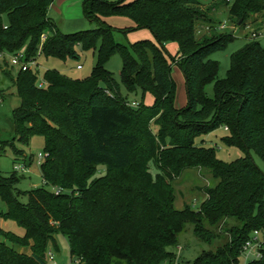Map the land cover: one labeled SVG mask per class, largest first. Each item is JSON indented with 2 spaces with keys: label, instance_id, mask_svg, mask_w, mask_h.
Returning <instances> with one entry per match:
<instances>
[{
  "label": "trees",
  "instance_id": "1",
  "mask_svg": "<svg viewBox=\"0 0 264 264\" xmlns=\"http://www.w3.org/2000/svg\"><path fill=\"white\" fill-rule=\"evenodd\" d=\"M53 1L0 0V52L15 54L25 47L26 60L41 54L65 59L77 57L81 47L95 53L96 63L82 79L57 69L39 77L36 68L19 70L13 79L19 99L12 110L14 140L28 144L35 135L43 137L47 156L39 167L47 188L20 191L17 171L0 172V202L6 207L0 218L24 230L18 235L0 227V264H47L57 234L82 264H174L172 248L187 223L197 238L211 242L216 237L211 227L221 220L236 221L225 230L228 242L203 251L191 264H239L252 231L264 229V173L250 155L254 151L264 161V43L250 40L233 52L225 77L219 78V62L210 55L235 37L224 32L199 41L196 27L216 1L241 23L249 18L263 23L264 0H210L209 5L202 0H84L83 14L96 26L67 34L48 17ZM111 15L130 18L134 26L128 30L148 29L154 40L139 39L129 47L117 43L105 20ZM43 33L47 38L40 47ZM114 55L122 60L120 83L142 98L149 93V106L143 99L132 106L121 94L106 67ZM175 67L187 94L181 108L175 105ZM40 79L45 86H38ZM209 84L212 97L206 92ZM221 126L229 132L225 143L242 148L244 156L224 162L212 147L195 142ZM5 143L22 154L13 142ZM194 167L210 170L218 182L204 188L199 209L186 204L178 210L173 181Z\"/></svg>",
  "mask_w": 264,
  "mask_h": 264
},
{
  "label": "rangeland",
  "instance_id": "2",
  "mask_svg": "<svg viewBox=\"0 0 264 264\" xmlns=\"http://www.w3.org/2000/svg\"><path fill=\"white\" fill-rule=\"evenodd\" d=\"M133 1V0H127ZM206 5L211 4L210 0H202ZM229 7L224 3L214 2L212 10L208 11L207 19L199 20L196 27V39L204 41L219 36L220 33L230 32L234 35L235 39L223 50H217L210 55V59L219 62V78H223L230 66V56L233 52L240 49L246 42L252 40L251 30L258 28L262 24V20L256 22L249 18L241 23V19L229 16ZM53 18V12L50 15ZM58 17L52 19L58 22ZM106 22L114 28L113 37L117 43L128 46L139 39L154 40L153 34L145 28L137 30H128L134 26L132 20L122 15H111L105 18ZM224 23L226 28L223 30L215 29L214 26ZM74 24L73 20H67L61 23L60 32L67 34L73 29L76 31L88 30L95 28V23L90 22L88 19L83 18L82 25L76 29L71 28ZM207 26L213 27L207 29ZM128 30V31H126ZM126 31V32H125ZM49 32V31H48ZM75 32V31H72ZM70 32V33H72ZM264 43V40H260ZM171 51L175 50L173 47H168ZM78 56L70 58H57L46 57L44 54L36 58L37 66L36 71L39 77L42 76L47 69H57L60 73L70 78H85L91 74L92 68L96 63V56L92 50H83L81 47L76 48ZM177 50V48H176ZM25 47H22L18 53L24 54ZM175 63H173L174 66ZM80 65L81 68H77ZM107 69L112 73L114 79L120 84L121 94L127 98L129 104L133 101H142L145 105L152 103V96L146 93L142 98L140 91L129 93L125 87L120 83V71L122 68V60L119 55L111 57L107 63ZM17 69L9 66L7 59L0 58V146L1 143L13 142L15 149L22 151L16 153L14 149L5 143V152L0 156V172L4 175H9L13 171L14 166L24 167V170L17 171L20 176L16 188L20 191H28L35 187L45 186L40 173L39 164L41 159L38 155L44 154V139L39 135L33 136L28 144H24L18 140H14L15 131L12 122V110L19 104V99L16 95L13 86V79L16 77ZM171 75L176 83L175 91V105L177 108L183 107L187 102V94L184 83V77L178 68H171ZM206 92L209 97L213 96V85L209 84L206 87ZM229 135V132L224 126H221L209 133L203 134L195 139L198 145L212 147L215 150V155L218 159L224 162H232L245 155L242 148L227 145L224 138ZM253 162L264 173V161L254 152L250 151ZM102 168V167H101ZM151 171L155 174L157 171L151 164ZM218 180L213 177L210 170L201 168L186 169L179 177L173 181L174 189V207L178 210L183 209L184 205H190L194 210L200 208L204 198V188L213 187L217 184ZM46 187V186H45ZM47 188V187H46ZM21 201L26 203L27 196L22 195ZM5 205L0 202V210H5ZM235 220L228 221L221 220L218 224L211 227L215 238L211 242L203 241L194 234L193 225L187 223L184 230L179 234L178 245L173 247L177 259L175 258L174 264H191L193 260L199 256L203 251H215L218 247L224 246L228 242V234L225 231ZM0 227L5 230L11 231L18 235H23L24 230L17 226L12 220H4L0 218ZM56 247H50L54 254L53 261L57 264H67L73 261L70 256L69 244L62 234L55 236ZM27 249H23L26 251ZM53 261H48L47 264H54ZM167 264V263H165Z\"/></svg>",
  "mask_w": 264,
  "mask_h": 264
},
{
  "label": "built area",
  "instance_id": "3",
  "mask_svg": "<svg viewBox=\"0 0 264 264\" xmlns=\"http://www.w3.org/2000/svg\"><path fill=\"white\" fill-rule=\"evenodd\" d=\"M215 29L223 30L226 28L224 23H219L218 25L214 26ZM213 27L207 26V29H212ZM252 40H264V22L261 24L260 27L251 30L250 32ZM47 36L45 33L41 35L40 39V47L42 46L43 42L46 40ZM39 47V48H40ZM40 50V49H39ZM0 58L7 59L9 66L12 68H16L18 71L28 70L35 68L37 66L36 59H25V55L21 53L15 54H8L5 52H0ZM81 66H78L80 68ZM46 85V82L40 79L38 86L43 87ZM132 106H137L138 102L133 101L131 103ZM47 156V153L39 154L38 158L42 159L43 157ZM14 169L24 170L25 168L22 166H14ZM53 191L57 194L61 192L60 188H53ZM54 254L52 250H48L45 256L46 261H53ZM264 259V229H254L251 233V236L242 246V251L239 257V264H255ZM73 260V259H72ZM54 264H57L53 261ZM67 264H82L81 259H74Z\"/></svg>",
  "mask_w": 264,
  "mask_h": 264
},
{
  "label": "crops",
  "instance_id": "4",
  "mask_svg": "<svg viewBox=\"0 0 264 264\" xmlns=\"http://www.w3.org/2000/svg\"><path fill=\"white\" fill-rule=\"evenodd\" d=\"M105 1L114 2L119 0H105ZM83 2L84 0H54L48 9V17L50 18V21L52 22L53 26L60 31L61 23L66 22L67 20H73L74 24H71L72 25L71 28L76 29L78 26L82 25V20L83 18H85L83 14ZM52 12H53L52 19L58 17L57 18L59 19L58 22H55L51 19L50 15L52 14ZM72 31L76 32V30L74 29ZM169 46L173 47V49L176 51L175 45L170 44ZM21 251L25 252L26 254L31 253L30 249H27L26 251H23V249H21Z\"/></svg>",
  "mask_w": 264,
  "mask_h": 264
}]
</instances>
